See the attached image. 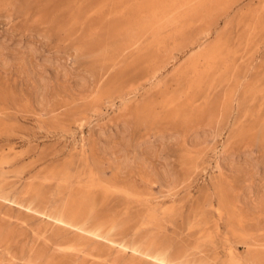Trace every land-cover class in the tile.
Instances as JSON below:
<instances>
[{"label": "rangeland", "instance_id": "1", "mask_svg": "<svg viewBox=\"0 0 264 264\" xmlns=\"http://www.w3.org/2000/svg\"><path fill=\"white\" fill-rule=\"evenodd\" d=\"M89 3L0 0V264H166L142 260L139 242L205 264H264V0ZM222 33L242 58L170 103L193 80L181 72ZM247 65L261 79H246L232 104ZM145 99H156L151 111ZM86 191L107 240L50 216ZM77 237L79 249L65 247Z\"/></svg>", "mask_w": 264, "mask_h": 264}, {"label": "bare ground", "instance_id": "2", "mask_svg": "<svg viewBox=\"0 0 264 264\" xmlns=\"http://www.w3.org/2000/svg\"><path fill=\"white\" fill-rule=\"evenodd\" d=\"M5 1V0H4ZM90 3L89 4H91V7L92 8H94V9H97V8H101L105 3H107L109 0H88ZM212 1V0H211ZM215 1H217V0H214V2ZM239 1V0H238ZM117 3V2H116ZM225 16V15H224ZM227 16V15H226ZM261 16V15H260ZM259 16V17H260ZM264 18V17H263ZM256 23V22H255ZM260 23V22H259ZM262 28V27H261ZM211 30V29H210ZM209 31V30H208ZM213 31V30H212ZM208 33V32H207ZM210 33V32H209ZM223 34V33H222ZM218 37H219V35H218ZM258 37V36H257ZM260 37V36H259ZM209 38V37H208ZM234 36L232 35V33H225V34H223V35H221L219 38H218V40L215 42V40H214V42H215V44H213L211 47H207L206 48V46H205V48L206 49H204V50H201V51H199V50H196V51H199V53H197V56L193 59V61L188 65V68L184 71V76L182 77V73H183V71L181 72V78H180V82H181V79H193L192 81L191 80H187V82H186V80H183V81H185V83L183 84V85H180L181 87V89L183 90V91H181V89H180V91H176V93H172L173 95H170V96H168V97H166V99L170 102V103H175V102H178V101H180L182 98H184L183 96V93H188V90H190L191 88H194L195 86L196 87H200L201 86V84H202V80H204V79H208L207 80V82L209 81V79H218V80H222L223 78L222 77H224V76H220V75H218V77H217V74H218V72L221 70V68L222 67H226V69H228V68H230L229 66V63L230 62H233V63H235L236 61H238L239 60V58L241 57H239L237 54V51H236V46L234 45V42H236L234 39ZM203 39V38H202ZM207 39V38H206ZM257 39V38H256ZM204 40V39H203ZM196 41V40H195ZM246 41H247V39H246ZM202 42V41H201ZM205 42V41H204ZM203 42V43H204ZM254 42H255V40H254ZM240 43V42H239ZM256 43V42H255ZM201 44V43H200ZM206 44V43H205ZM204 44V45H205ZM236 44V43H235ZM199 46V45H198ZM202 46V45H201ZM239 46V45H238ZM6 47V46H5ZM201 48V47H200ZM4 47L2 46V45H0V56L1 55H3V53H4ZM192 53V52H191ZM4 55H5V53H4ZM3 55V56H4ZM2 58V57H1ZM0 58V59H1ZM3 58H6V57H3ZM242 58V57H241ZM0 62H2V60L0 61ZM4 62V61H3ZM7 62V61H6ZM190 62V61H189ZM237 63V62H236ZM4 64H5V62H4ZM233 66V65H232ZM236 66V65H235ZM235 66H233V67H235ZM186 67V66H185ZM240 67V66H239ZM238 67V68H239ZM253 66L251 65H247V66H245L244 67V69L242 70V71H240L239 73H238V75H237V77L235 76V78L236 79H238L237 81H236V83H233V84H236V89H235V91H234V96H233V94H232V96H233V99L231 100V103L233 104L234 103V101H235V99H236V96L239 94L238 92H239V89L242 87V85H243V83L246 81V79H261L260 78V75H259V70L255 73V72H253L254 73V75H251V73H252V71H253ZM225 69V68H224ZM237 68H235V70H236ZM183 70V69H182ZM235 70H234V72H235ZM255 70V69H254ZM67 71V70H66ZM225 71H223V73H224ZM57 73V72H56ZM180 73V72H179ZM237 73V72H236ZM252 73V74H253ZM220 76V77H219ZM227 76V75H226ZM229 76V75H228ZM231 76H234V73L233 74H231ZM84 78V77H83ZM85 80H87L86 78H84ZM227 79V78H226ZM230 78H228V80H229ZM77 80H79V79H77ZM231 81H232V77H231V79H230ZM234 80V79H233ZM213 81V80H212ZM224 81H225V79H224ZM220 82H222V81H220ZM219 82V83H220ZM228 82V81H227ZM247 82V81H246ZM253 82V81H252ZM251 82V83H252ZM257 81H255V82H253V84L251 85V87H250V90H248V92L251 94V92L254 90V89H256V87H258V86H260L261 84H259L258 85V82L256 83ZM44 83V82H43ZM84 83L87 85V82H85L84 81ZM211 83V82H210ZM85 84H83V82L81 81V83L79 82V87H83V85L85 86ZM206 85H208L207 83H205ZM232 84V83H231ZM230 84V85H231ZM233 84L231 85V86H233ZM206 85H204V86H206ZM213 85H215V83L213 84ZM220 85V84H219ZM218 85V86H219ZM229 86V85H228ZM86 87V86H85ZM206 87H208V86H206ZM213 87V86H212ZM244 87V86H243ZM246 87V86H245ZM84 88V87H83ZM216 88V87H215ZM214 88V89H215ZM228 88V87H227ZM227 88H226V92H228L230 89L228 88V91H227ZM233 88V90H234V88H235V86L234 87H232ZM247 88V87H246ZM260 88V87H259ZM258 88V89H259ZM80 89V88H79ZM137 89V88H136ZM179 89V88H178ZM200 89V88H199ZM204 89H206V88H204ZM203 89V90H204ZM83 90V89H82ZM175 90H177V89H175ZM174 90V91H175ZM192 90H194V89H192ZM209 90V89H208ZM244 90V89H243ZM261 90H263V88L261 89ZM135 91V90H134ZM196 91H197V89H196ZM231 91H232V89H231ZM230 91V92H231ZM254 91H256V90H254ZM260 91V90H259ZM136 92V91H135ZM240 92H241V90H240ZM171 93V92H170ZM210 93V92H209ZM233 93V92H232ZM242 93H244V92H242ZM246 93V92H245ZM134 94V93H133ZM160 94V93H159ZM161 94H162V92H161ZM194 94V93H193ZM225 94V93H224ZM231 94V93H230ZM255 94V93H254ZM264 94V93H263ZM135 95V94H134ZM162 95H165L166 96V93H165V91L163 92V94ZM186 95V94H185ZM202 95V94H201ZM240 96H241V94H239ZM239 95H238V97H239ZM248 95V94H247ZM131 96V95H130ZM133 96V95H132ZM225 96H227V95H225ZM225 96H223L222 95V97L223 98H225ZM230 96V95H229ZM245 96V95H244ZM253 96V95H252ZM47 97V96H46ZM156 97V96H155ZM161 97V96H160ZM237 97V99H239ZM250 97V96H249ZM249 97H247V98H249ZM159 98V97H158ZM163 98V97H162ZM191 98V97H190ZM229 98V97H228ZM232 98V97H231ZM255 97H251L250 99H254ZM264 98V97H263ZM47 99V98H46ZM149 99V98H148ZM160 99V98H159ZM158 99V100H159ZM200 99V98H199ZM198 99V100H199ZM158 100H157V102H158ZM221 100V99H220ZM224 100V99H223ZM223 100H222V103H223ZM243 100H244V98H243ZM243 100H241V101H243ZM145 102L146 101H148V100H144ZM184 102H185V100H183ZM218 101H219V99H218ZM237 101H240V100H237ZM124 102V101H123ZM156 102V99H155V101L154 100H152V99H150L147 103H145V106L143 107L144 109H141V110H145V111H148L153 105L154 106H156L155 103ZM192 102V101H191ZM193 102H195V101H193ZM230 102V101H229ZM46 103V102H45ZM220 103V102H219ZM226 103H227V101H226ZM241 103V102H240ZM239 103V104H240ZM245 103V102H244ZM243 103V104H244ZM246 103H248V102H246ZM158 104V103H157ZM159 104H160V102H159ZM178 104H179V102H178ZM204 104V103H203ZM230 104V103H229ZM242 104V105H243ZM183 105V104H182ZM181 105V108L183 109V106ZM185 105V104H184ZM245 105V104H244ZM43 106V105H42ZM140 106V105H139ZM138 106V108H140ZM187 106H190L189 104L187 105ZM221 106V105H220ZM224 106H225V104H224ZM230 106V105H229ZM253 106V105H252ZM141 107H142V104H141ZM165 107V106H164ZM185 107V106H184ZM223 107V106H222ZM222 107H219V109L218 108H216V109H210L211 111L209 112V115H208V117H209V121H211V120H215V119H218L217 117H218V115L220 114V112L222 111ZM234 107V106H233ZM158 108V107H157ZM178 108V107H177ZM201 108V107H200ZM134 109V108H133ZM135 109H137V108H135ZM169 109H171V108H169ZM175 109H176V107H175ZM174 109V110H175ZM179 109H180V107H179ZM195 109V108H194ZM190 110H192V109H190ZM230 110V109H229ZM136 111V110H135ZM149 111H151V110H149ZM170 111V110H169ZM168 111V112H169ZM217 111V112H216ZM249 111V110H248ZM142 112V111H141ZM140 112V113H141ZM168 112H167V114H168ZM171 112V111H170ZM170 112H169V116H171V114H170ZM173 112V111H172ZM177 112V111H176ZM175 112V113H176ZM179 112V111H178ZM194 112H195V110H194ZM199 112V111H198ZM132 113V112H131ZM158 113V112H157ZM203 113V112H202ZM142 114V113H141ZM148 114V113H147ZM173 114V113H172ZM181 114V113H180ZM193 114H195V113H193ZM197 114V113H196ZM195 114V115H196ZM222 114H223V112H222ZM149 115V114H148ZM174 115H176V114H174ZM174 115H172L171 117H173ZM179 115V114H178ZM184 115V114H183ZM199 115V114H198ZM198 115L197 116H195V117H198ZM146 116V115H145ZM185 116V115H184ZM147 117V116H146ZM179 117H180V115H179ZM190 117V116H189ZM207 117V118H208ZM264 117V116H263ZM147 118H149V117H147ZM176 119L178 118V117H175ZM185 118V117H184ZM191 119V118H190ZM264 118H262V120H263ZM147 120V119H146ZM247 120V119H246ZM237 121V120H236ZM236 121H235V123H236ZM187 122H188V118H187ZM248 122H250V121H248ZM263 122V121H262ZM264 123V122H263ZM124 124V123H123ZM207 124V123H206ZM210 124V123H209ZM225 124H227V123H225ZM127 126V125H126ZM209 127V126H208ZM245 127V126H244ZM247 127V126H246ZM124 129V128H123ZM243 129V128H242ZM245 129V128H244ZM248 129V128H247ZM246 129V130H247ZM241 130V129H240ZM238 132H240V131H238ZM242 132V131H241ZM200 134V133H199ZM243 134V133H242ZM198 136V135H197ZM240 136V135H239ZM201 138V137H200ZM196 139H198V138H196ZM202 140V139H201ZM200 140V141H201ZM192 142H194V140L192 141ZM196 142V141H195ZM199 142V141H198ZM204 142V141H203ZM193 144V143H192ZM198 145H199V143H198ZM191 146V145H190ZM199 147V146H198ZM121 148H123V146L121 147ZM122 151V150H121ZM107 152V151H106ZM110 154V153H109ZM221 156V155H220ZM251 159V158H250ZM247 164V163H246ZM86 166V165H85ZM90 168V167H89ZM258 168V167H257ZM85 169V168H84ZM64 170H66V168L64 169ZM56 171V170H55ZM59 172V171H58ZM67 172V171H66ZM69 172V171H68ZM164 172H165V170H164ZM260 172V171H259ZM51 173H55L54 171H51ZM50 173V174H51ZM57 173V172H56ZM55 173V174H56ZM59 173H61V172H59ZM65 173V172H64ZM63 173V174H64ZM166 173V172H165ZM58 174V173H57ZM60 175V174H59ZM71 175V174H70ZM166 175V174H165ZM171 175V174H170ZM45 176V175H44ZM62 177L61 178H63V176L64 175H61ZM65 176H66V173H65ZM64 176V177H65ZM69 176V175H68ZM72 176V175H71ZM67 177V176H66ZM66 177L63 179V180H59L58 182H62L63 181V184H65L64 182L66 181ZM40 178H42V177H40ZM45 178H46V176H45ZM69 178V177H68ZM39 179V178H38ZM44 179V178H43ZM73 179H74V175H73ZM263 179V178H262ZM41 180V179H40ZM68 180V179H67ZM70 182V181H69ZM32 183H34V182H32ZM36 183H39V182H36ZM72 183H73V181H72ZM44 184V183H43ZM58 184V183H57ZM56 184V185H57ZM61 184V183H60ZM45 185V184H44ZM72 185V184H71ZM39 186H41V185H39ZM69 186V185H68ZM57 187V186H56ZM72 187H73V185H72ZM65 187H63L62 189H61V187L60 188H57V189H61V192H62V190L64 189ZM71 188V187H70ZM1 189V188H0ZM72 189V188H71ZM70 189V190H71ZM75 189V188H74ZM73 189V190H74ZM263 190V189H262ZM28 191V190H27ZM26 191V192H27ZM75 191V190H74ZM74 191H72V192H74ZM33 192V191H32ZM36 195H37V199L40 201V196H41V199H43L42 198V195L44 196L45 194L43 193L42 194V191L41 190H36ZM45 192V191H44ZM58 192H60L59 190H58ZM88 191H86L85 193L83 192L81 195H80V200H82V201H79L77 204H75L74 202L75 201H73V203L72 204H66V202L64 203V205L63 206H61L60 207V209H59V211H57L56 213H55V211H54V214H52V215H50V214H48V216L50 215L52 218H53V220H55V222H56V224H58L59 226H61V227H64V228H66V229H69V230H72V231H75V232H73V233H75L76 234V232L78 233V231L79 230H81V232H86L87 234H89V237L91 236L92 238V240H94V238H105V237H103L104 236V234H106L107 232H109L108 231V229H107V226H106V223H104V222H102L100 219L99 220H97L96 219V215H95V211H96V204H97V201L98 200H96V198L93 196V195H91L90 193H87ZM28 193H29V191H28ZM27 193V194H28ZM213 194V193H212ZM35 195V194H34ZM35 195V196H36ZM263 196H264V192H263V194H262ZM3 197V196H2ZM214 197V196H213ZM33 198V197H32ZM32 198H30V199H32ZM45 198H46V196H45ZM45 198L43 199L44 201H45ZM78 198V197H77ZM7 199V198H6ZM6 199H4V200H6ZM29 199V200H30ZM35 199V197L33 198V200ZM37 200V201H38ZM42 200V201H43ZM264 200V199H263ZM36 201V200H35ZM41 201V202H42ZM29 202H31V200L29 201ZM41 202H39L40 204H43V202L41 203ZM260 202H261V200H260ZM263 202V201H262ZM68 203V202H67ZM255 203V202H254ZM31 205L33 204V201L30 203ZM36 204H38L37 202H36ZM35 204V202H34V205H36ZM82 204V205H81ZM27 205V204H26ZM56 205V204H55ZM58 205V204H57ZM33 206V205H32ZM37 206V208H40L38 211H40L41 210V212L44 210V207H42L43 208V210H42V208H41V206L42 205H40V206H38V205H36ZM34 207V206H33ZM22 208V207H21ZM29 208H30V206H29ZM54 208V207H53ZM115 208V207H114ZM26 209V208H25ZM31 209V208H30ZM34 210H36L37 211V209L36 208H33ZM33 209H32V211H33ZM46 210V209H45ZM52 210H55V208L54 209H52ZM164 211V210H163ZM174 211V210H173ZM172 211V212H173ZM34 212V211H33ZM45 212V213H44ZM42 214H45L46 215V212L47 211H44ZM50 212H52V211H50ZM165 212V211H164ZM36 213V212H35ZM48 213V212H47ZM166 213V212H165ZM38 214V213H37ZM166 214H169V213H166ZM41 215V214H40ZM165 215V214H164ZM43 215H41V217H42ZM166 216V215H165ZM45 217V216H44ZM50 217V218H51ZM193 217V216H192ZM49 218V219H50ZM98 218V217H97ZM93 219H96L97 221H94L93 222ZM203 220V219H202ZM201 220V221H202ZM201 221H200V223H201ZM191 222V221H190ZM200 223H198V224H200ZM54 224V223H53ZM191 224V223H190ZM193 224V223H192ZM57 226V225H56ZM215 228H216V226H215ZM200 229H202V228H200ZM83 230V231H82ZM61 231V230H60ZM59 231V232H60ZM107 231V232H106ZM106 232V233H105ZM74 234V235H75ZM78 234H80V233H78ZM77 234V235H78ZM83 233H81V235H82ZM73 236V235H72ZM82 236H86V237H88L87 235H82ZM80 237V238H79ZM79 237H77V239H74V240H69L68 241V239H66L65 238V240L64 241H67V243L65 242V247H68V248H75L76 249V246H79V245H76V244H79L77 241H79L78 240V238L79 239H81L82 237L81 236H79ZM88 237V238H89ZM73 238V237H72ZM75 238V237H74ZM88 238H85V242L86 241H88L89 239ZM39 239V238H38ZM83 239V238H82ZM86 239H88V240H86ZM106 239V238H105ZM108 239V238H107ZM106 239V240H107ZM35 241H37V240H35ZM39 241V240H38ZM80 241H82V240H80ZM95 241V240H94ZM99 241V240H98ZM101 241V240H100ZM105 241V240H104ZM84 242V243H85ZM89 242V241H88ZM113 242V241H112ZM139 242V241H138ZM159 242V241H158ZM241 242V241H240ZM83 243V242H82ZM81 243V244H82ZM145 243V242H144ZM170 243H172V242H170ZM200 243H202V242H200ZM63 244H64V242H63ZM62 244V245H63ZM80 244V245H81ZM86 244V243H85ZM162 244V243H161ZM169 244V243H168ZM60 246H61V244H59ZM58 245V246H59ZM163 245V244H162ZM198 245V244H197ZM85 246V245H84ZM61 247H63V246H61ZM180 247V246H179ZM203 247V246H202ZM201 247V248H202ZM83 248V247H82ZM181 248V247H180ZM45 249V248H44ZM77 249H79V247L77 248ZM76 249V250H77ZM88 249H89V247H88ZM91 249H93V248H90V250ZM125 249V248H124ZM131 249V248H130ZM169 249H171L170 248V245H165V246H159V247H157L156 245H154L153 244V246L152 245H145V244H143V243H141V242H139V243H137L135 246H134V250H135V252H137V253H139L142 257V260H143V257H146V258H149V259H152L153 260V262H160V263H169V264H205V263H203V262H200V261H198V260H196V259H194V258H192L190 255H185L184 253H187L186 251H183L182 249V251H183V253L181 252V250H178L172 257L170 256V251H169ZM61 250V249H60ZM83 250V249H82ZM85 250V249H84ZM118 250H120V249H118ZM123 250V249H122ZM127 250V249H126ZM185 250V249H184ZM202 250H204V249H202ZM33 251H34V248H33ZM61 251H64V250H61ZM86 251V250H85ZM93 251V250H92ZM121 251V250H120ZM172 251V250H171ZM180 251V252H179ZM199 251V250H198ZM59 252V251H58ZM70 252V251H69ZM78 252H81V251H78ZM90 252V251H89ZM95 252V251H94ZM124 252V251H123ZM32 253V252H31ZM30 253V254H31ZM61 253V252H60ZM85 253V252H84ZM191 253V252H190ZM93 254V253H92ZM138 254V255H139ZM182 254H184V255H182ZM188 254V253H187ZM76 255H78V254H76ZM86 257V254L85 255H83V257ZM87 256H90V254L88 255L87 254ZM92 256V255H91ZM194 256V255H193ZM134 257H135V255H134ZM139 257V256H138ZM203 257V256H202ZM206 257V256H205ZM205 257L203 258V259H205ZM30 258V257H29ZM137 258V257H136ZM140 258V259H141ZM201 258V257H200ZM199 258V259H200ZM247 258V257H246ZM31 259V258H30ZM203 259L201 260V261H203ZM58 260V259H57ZM251 260V259H250ZM249 259H245V258H242V257H238V256H236L235 255V257H233L232 259H231V261L229 260V262H231V264H252V262L250 261ZM30 261V260H29ZM211 261V260H210ZM214 261V260H213ZM216 261V260H215ZM214 261V262H215ZM219 261V260H218ZM32 262V261H31ZM59 262V261H58ZM115 262V261H114ZM227 262V261H226ZM209 263V262H208ZM213 263V262H212ZM211 264V263H210ZM214 264H216V263H214ZM218 264V263H217ZM219 264H220V262H219ZM222 264V263H221ZM256 264V263H255Z\"/></svg>", "mask_w": 264, "mask_h": 264}]
</instances>
